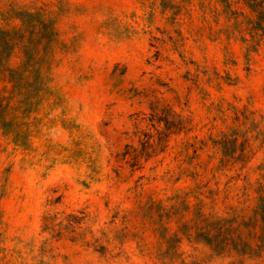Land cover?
<instances>
[{
  "label": "rangeland",
  "instance_id": "374dc122",
  "mask_svg": "<svg viewBox=\"0 0 264 264\" xmlns=\"http://www.w3.org/2000/svg\"><path fill=\"white\" fill-rule=\"evenodd\" d=\"M0 264H264V0H0Z\"/></svg>",
  "mask_w": 264,
  "mask_h": 264
}]
</instances>
